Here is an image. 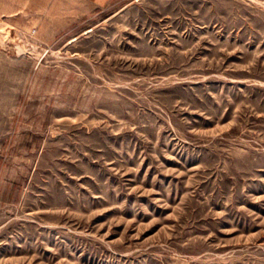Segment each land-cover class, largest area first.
I'll list each match as a JSON object with an SVG mask.
<instances>
[{
    "label": "rangeland",
    "instance_id": "rangeland-1",
    "mask_svg": "<svg viewBox=\"0 0 264 264\" xmlns=\"http://www.w3.org/2000/svg\"><path fill=\"white\" fill-rule=\"evenodd\" d=\"M0 264H264V0H0Z\"/></svg>",
    "mask_w": 264,
    "mask_h": 264
}]
</instances>
